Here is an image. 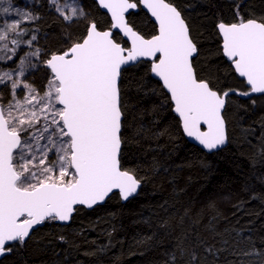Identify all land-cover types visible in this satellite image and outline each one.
<instances>
[{"label":"snow or ice","instance_id":"snow-or-ice-1","mask_svg":"<svg viewBox=\"0 0 264 264\" xmlns=\"http://www.w3.org/2000/svg\"><path fill=\"white\" fill-rule=\"evenodd\" d=\"M75 2L71 15L56 7L64 20L87 19L80 0ZM97 3L109 19L88 21L82 35L67 38L68 47L44 54L47 75L41 91L27 82L29 70L37 68L32 58H39L41 50L18 52L36 40L35 35L24 39L29 29L22 23L39 17L10 3L3 7L0 0V13L20 17L0 24V60L19 59L15 68L0 70V85L10 88L7 103L0 93V256L23 245L36 226L69 221L77 206L92 208L113 190L123 200L137 193L141 180L121 162L127 126L122 85L129 68L145 61L150 65L149 73L162 82L187 136L210 151L226 142L222 110L237 90L217 91L198 73L197 44L173 0ZM140 6L154 18L153 35L129 20ZM235 15V22L221 20L216 28L223 56L249 88L238 94L250 98L264 94V17ZM170 260L176 264L174 255ZM190 264H198L195 253Z\"/></svg>","mask_w":264,"mask_h":264},{"label":"trees","instance_id":"trees-1","mask_svg":"<svg viewBox=\"0 0 264 264\" xmlns=\"http://www.w3.org/2000/svg\"><path fill=\"white\" fill-rule=\"evenodd\" d=\"M49 1L13 0L39 17L22 27L35 33L33 44L42 53L27 75L41 91L44 54L68 47L67 38L82 35L88 21L109 19L95 1L80 0L87 19L65 21ZM173 2L197 44L198 73L217 91L237 90L222 113L227 144L206 152L187 141L150 65L129 68L122 85L127 126L121 162L141 180L137 193L125 202L113 192L91 209L78 206L66 225L44 223L2 255L0 264H171L173 255L176 264H190L193 253L198 264H264V94H238L249 88L223 56L216 30L221 20L235 22L237 11L245 19L264 17V0ZM129 20L155 34L156 25L140 7ZM0 93L7 103L8 88L0 86Z\"/></svg>","mask_w":264,"mask_h":264},{"label":"rangeland","instance_id":"rangeland-1","mask_svg":"<svg viewBox=\"0 0 264 264\" xmlns=\"http://www.w3.org/2000/svg\"><path fill=\"white\" fill-rule=\"evenodd\" d=\"M22 1L24 2V4H29L32 0H22ZM9 3L11 4V6L13 8L18 9L19 12H21V13H24V12L30 13V11L25 7L24 4L23 5L18 4L16 2H13V0H3L2 6L3 7H8ZM50 4L55 10H56V7H61V8L66 9L65 14H67V15H71V8L72 7H77L78 6L77 3L75 2V0H64L63 2H59L57 0V4L56 5H53L51 2H50ZM14 18H20L18 16L17 12H10L8 14L0 13V24H3L5 21L11 22V20L14 19ZM23 23H25V22H23ZM32 35H35V33L27 34V36H24V39H30ZM9 47L11 48V47H14V46L9 44ZM21 49H22V52L19 53V55H23V53H26V52L34 51L37 48L34 46V44L32 45V47H29L26 44H22L21 45ZM32 60H33L34 63L37 64V67H38L39 66V58L33 57ZM18 64H19L18 57H13L12 61L0 60V70L8 71V70H11L12 68H15ZM35 71L36 70H31L30 69L28 74L33 73ZM0 86H2V85H0ZM8 93H9V98H10V88H8ZM41 143H44V141H41Z\"/></svg>","mask_w":264,"mask_h":264},{"label":"water","instance_id":"water-1","mask_svg":"<svg viewBox=\"0 0 264 264\" xmlns=\"http://www.w3.org/2000/svg\"><path fill=\"white\" fill-rule=\"evenodd\" d=\"M93 1H95L96 4L98 5L97 0H93ZM98 7H99V6H98ZM99 8H100L101 11H103V12L106 13L107 10H105V9H103V8H101V7H99ZM140 8H141L142 10H144V11L148 14L150 20L155 24V22H154V18L151 17L150 13H149L146 9H144L143 6H140ZM218 23H219V22H218ZM218 23H217V24H218ZM217 24H216V25H217ZM155 25H156V24H155ZM216 30H217V28H216ZM217 33H218V30H217ZM220 40H221V39H220ZM225 58H226V57H225ZM226 59H227V58H226ZM237 75H238V74H237ZM150 76L153 77L154 79L158 80V81L160 82L161 86H162V82L159 80L158 77H155V76L152 75V74H150ZM241 79H243V78H241ZM164 90H165V89H164ZM165 92L167 93L166 90H165ZM167 94H168V93H167ZM252 95H258V94H252ZM168 96H169V94H168ZM170 102H171V101H170ZM171 104H172V113H173V114L179 119L181 131H182L184 137L187 139V141H189L190 143H192V144L198 146L199 148H201L202 150H204V151H206V152H212V151L219 150V149L223 148V147L227 144L226 123H225L226 142H225V144H224L223 146H220L218 149H214V150H211V151H210V150L206 149L203 145H201L200 142H199L198 140H196L194 137H189V136H187V134H186V133L184 132V130H183V126H182L181 118L179 117V114L176 113L175 110H174V103L171 102ZM222 113H223V110H222ZM222 115H223V114H222ZM201 130H205V131H206V130H207V126H206V125L202 126V129H201ZM139 187H140V186H139ZM138 189H139V188H138ZM113 192H116V193L118 194V196H119L121 202H125V201H126V200H123V199L121 198V196H120L118 190H113ZM113 192H112V193H113ZM110 194H111V193H110ZM110 194H109V195H110ZM134 195H135V194H134ZM134 195H133V196H134ZM133 196H131V197H133ZM131 197H129V198H131ZM105 200H106V199H105ZM103 203H104V201L101 202V203H99V204H97V205H100V204H103ZM95 206H96V205H95ZM83 207L86 208V209H91V208H87V207H85V206H83ZM93 207H94V206H93ZM93 207H92V208H93ZM70 220H71V218H70ZM70 220L67 221V222H59V221H56V223H58V224H60V225H66V224H68V223L70 222ZM40 226H41V225H40ZM37 227H39V226H36L35 229H36ZM31 232H32V231H31ZM31 232H30V234H31ZM26 239H27V238H26ZM0 257H1V256H0Z\"/></svg>","mask_w":264,"mask_h":264},{"label":"flooded vegetation","instance_id":"flooded-vegetation-1","mask_svg":"<svg viewBox=\"0 0 264 264\" xmlns=\"http://www.w3.org/2000/svg\"><path fill=\"white\" fill-rule=\"evenodd\" d=\"M220 38V37H219ZM221 41V40H220ZM227 60V59H226ZM248 87V86H247ZM78 207V206H77ZM43 225V224H42Z\"/></svg>","mask_w":264,"mask_h":264}]
</instances>
